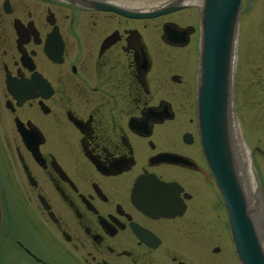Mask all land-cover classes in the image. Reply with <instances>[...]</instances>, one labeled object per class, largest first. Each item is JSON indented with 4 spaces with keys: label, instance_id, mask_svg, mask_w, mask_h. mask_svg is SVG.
Wrapping results in <instances>:
<instances>
[{
    "label": "flooded vegetation",
    "instance_id": "af4514ba",
    "mask_svg": "<svg viewBox=\"0 0 264 264\" xmlns=\"http://www.w3.org/2000/svg\"><path fill=\"white\" fill-rule=\"evenodd\" d=\"M104 5L136 10L0 0V264H241L198 122L200 4Z\"/></svg>",
    "mask_w": 264,
    "mask_h": 264
},
{
    "label": "water",
    "instance_id": "95a60500",
    "mask_svg": "<svg viewBox=\"0 0 264 264\" xmlns=\"http://www.w3.org/2000/svg\"><path fill=\"white\" fill-rule=\"evenodd\" d=\"M178 0L151 10H100L132 19H156L187 7ZM202 40L197 88L198 122L204 154L224 198L241 264H264V246L243 185L236 151L235 71L243 0H200ZM166 40L185 44V34L167 26ZM235 132V133H234ZM2 211L0 207V226Z\"/></svg>",
    "mask_w": 264,
    "mask_h": 264
},
{
    "label": "rangeland",
    "instance_id": "374dc122",
    "mask_svg": "<svg viewBox=\"0 0 264 264\" xmlns=\"http://www.w3.org/2000/svg\"><path fill=\"white\" fill-rule=\"evenodd\" d=\"M125 3H142L147 6L168 0H123ZM237 68L235 73V104L238 144L248 153L249 177L243 185L252 212L255 214L264 246V2L258 5L255 15L244 17L239 24ZM199 58L192 59L191 71L198 79ZM198 82V81H197ZM15 232L26 237L23 220L15 217ZM8 259V258H7ZM16 254L4 264H21Z\"/></svg>",
    "mask_w": 264,
    "mask_h": 264
},
{
    "label": "bare ground",
    "instance_id": "6f19581e",
    "mask_svg": "<svg viewBox=\"0 0 264 264\" xmlns=\"http://www.w3.org/2000/svg\"><path fill=\"white\" fill-rule=\"evenodd\" d=\"M176 1H178V0H168L166 2L154 4L152 6H147V5L142 4V3H138V4L125 3V5L132 8V9H136V10H151V9L159 8V7H162L166 4L173 3ZM185 2H187L188 4H194V3L197 4L198 3L201 5L200 0H186ZM235 137L237 139V133H235ZM235 145H236V151H237V156H238V164H239V167L241 170L240 172L243 175V177L248 178L249 174L251 172V170H250L251 166H250V164H247L248 157H249L248 153L245 151V149L240 144H238L237 140L235 142Z\"/></svg>",
    "mask_w": 264,
    "mask_h": 264
}]
</instances>
